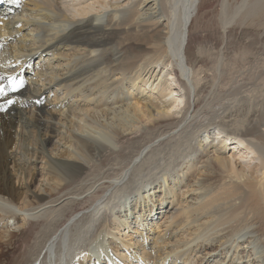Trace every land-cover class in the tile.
<instances>
[{"label":"bare ground","instance_id":"bare-ground-1","mask_svg":"<svg viewBox=\"0 0 264 264\" xmlns=\"http://www.w3.org/2000/svg\"><path fill=\"white\" fill-rule=\"evenodd\" d=\"M218 1L214 51L208 0H0V264H264V0Z\"/></svg>","mask_w":264,"mask_h":264},{"label":"rangeland","instance_id":"rangeland-1","mask_svg":"<svg viewBox=\"0 0 264 264\" xmlns=\"http://www.w3.org/2000/svg\"><path fill=\"white\" fill-rule=\"evenodd\" d=\"M23 2H18L17 4L19 5V7H21V4H22ZM208 4H209V10H207L208 11V15H207V18H206V22H207V26L204 28L205 30H204V32H203V36H205V38H203V40H205V42H203V45H206V47H209V46H214L215 48H213L214 49V51L216 50V51H219L220 49L219 48H223L224 46H225V43H226V37H224V36H222V33H220V32H222V29H221V27H220V25H218L219 23H218V17H219V11H220V8H221V5H220V2L218 1V0H208ZM218 15V16H217ZM219 30V31H218ZM25 32H27V29H24V31H23V33H25ZM210 35V36H209ZM223 37V38H222ZM208 38V39H207ZM220 38V39H219ZM239 38H244L243 37V34H240L239 35ZM232 39H233V37H232ZM225 40V41H224ZM220 41H222V42H220ZM225 43H224V42ZM246 41V40H245ZM219 42V43H218ZM236 43H238L237 41H235ZM217 47V48H216ZM219 49V50H218ZM226 51V50H225ZM9 57H11V56H9ZM36 58V57H35ZM35 62H36V60H34ZM35 66H36V63H35ZM239 68V67H238ZM237 67L235 68V69H233L232 71H228V72H225L224 73V77H227V79H228V82H229V84L228 85H226L225 86V94H224V92H223V94H222V103L224 104H228L229 106H225V104H224V107L223 108H225L226 107V110H224V112H226L225 114H227V115H230V116H227V119L229 120V119H237V118H239V117H241L240 115L243 113V111H244V109H245V107L247 106H249L248 104H244V108H241L240 109V111L238 110V108L236 107V111H234L235 110V107H233L234 105L232 104V103H228V102H230V100L231 99H234V98H232L233 97V95L232 96H226L228 93H230V91H232L231 89H233V87H236L238 90H236L235 91V94L236 93H238L236 96L238 97V96H240V94H242V95H244V94H246L247 92L245 91L246 90V87L244 86V84H242V83H244L242 80H241V76H239L240 75V73H238L237 72ZM230 72L232 73V74H230ZM236 73V74H235ZM25 77H27V75H25V76H23V78H22V80L23 79H25ZM223 77V78H224ZM230 78H233V81L231 80V82L229 81V79ZM236 78H237V80L239 79V81L238 82H236ZM236 83V84H235ZM236 85V86H235ZM240 89V90H239ZM123 90L124 91H126L127 93L128 92H130V91H128V89L127 88H123ZM227 91V92H226ZM231 98V99H230ZM223 104H221V105H217V107H215V110H218ZM233 106H232V105ZM218 108V109H217ZM233 108H234V110H233ZM229 110V111H228ZM232 110V111H231ZM241 110H242V112H241ZM238 111V113H235V112H237ZM222 112H223V110H222ZM221 111H219V113H222ZM238 114V115H237ZM252 114H253V112L252 113H249L248 115H251L250 116V119L252 118ZM258 114H260L259 112H258ZM256 115H257V113H256ZM232 116H233V118H232ZM229 151H230V149H229ZM228 153V152H227ZM231 153V152H230ZM230 153H228V154H230ZM258 161V160H257ZM189 194H190V192L189 193H187V195H181L180 196V199H184V200H187V201H190L191 199H192V194H191V196L189 197ZM163 216V214L161 215H158L157 214V218L155 219V221L156 222H158L159 220H160V218ZM6 220H4L3 222H2V220L0 219V231H2L3 229H6V227H5V225L8 223V224H11V225H9V229H10V231H14L15 233H17L18 232V230L20 229L19 227L17 228L16 227V224H13V221H11V220H8V221H6ZM6 223V224H5ZM155 225H153V228L156 226V223H154ZM17 225H19V223H17ZM151 227V226H150ZM151 238H153V236L151 237ZM151 241H152V239H151ZM18 243H19V238L16 236V237H14L13 238V241H12V244H9V245H7V244H5V243H2L1 245H0V259H1V261H3V262H6V261H8V260H10V258L12 257V252H13V250H15V248L18 246Z\"/></svg>","mask_w":264,"mask_h":264},{"label":"snow or ice","instance_id":"snow-or-ice-1","mask_svg":"<svg viewBox=\"0 0 264 264\" xmlns=\"http://www.w3.org/2000/svg\"><path fill=\"white\" fill-rule=\"evenodd\" d=\"M4 79V77H0V80ZM7 85L0 83V97L7 96L9 92H15L19 88L24 86L23 80H17L15 77H8ZM14 101L9 99L6 100L5 103L0 104V110H4L8 105L12 104Z\"/></svg>","mask_w":264,"mask_h":264}]
</instances>
